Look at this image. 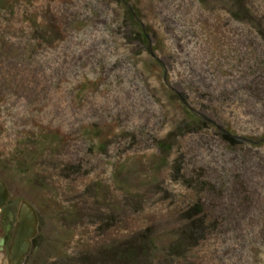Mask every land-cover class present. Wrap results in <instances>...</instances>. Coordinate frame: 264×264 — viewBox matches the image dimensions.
I'll list each match as a JSON object with an SVG mask.
<instances>
[{"label":"rangeland","instance_id":"rangeland-1","mask_svg":"<svg viewBox=\"0 0 264 264\" xmlns=\"http://www.w3.org/2000/svg\"><path fill=\"white\" fill-rule=\"evenodd\" d=\"M0 179V264H264V0H0Z\"/></svg>","mask_w":264,"mask_h":264},{"label":"water","instance_id":"water-1","mask_svg":"<svg viewBox=\"0 0 264 264\" xmlns=\"http://www.w3.org/2000/svg\"><path fill=\"white\" fill-rule=\"evenodd\" d=\"M10 192L0 179V211L9 201ZM38 232V217L34 208L26 201H22L18 208L16 223L13 228L8 246L9 264H23L29 254L33 239Z\"/></svg>","mask_w":264,"mask_h":264},{"label":"trees","instance_id":"trees-1","mask_svg":"<svg viewBox=\"0 0 264 264\" xmlns=\"http://www.w3.org/2000/svg\"><path fill=\"white\" fill-rule=\"evenodd\" d=\"M141 34L142 36L147 37V33L145 32V30L142 31ZM147 49L150 51L149 43L147 45ZM179 99L184 103L186 102V99L183 95H181ZM207 122L210 121L207 118H203L201 120H198L195 125H197L198 123L199 127L200 125L204 127L209 125ZM218 134L221 139L229 145L235 146L241 144V138L234 136L228 130L218 128ZM202 207L203 206L197 204L184 214L186 223L184 229L181 230L180 237L187 246H194L204 238L205 227L203 216L204 212ZM121 256H123V258L129 259L130 261H133V264H136L138 262V258H136L137 254L134 250L124 251L123 253H121Z\"/></svg>","mask_w":264,"mask_h":264}]
</instances>
